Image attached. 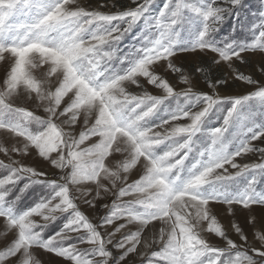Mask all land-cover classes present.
Wrapping results in <instances>:
<instances>
[{"label":"snow or ice","instance_id":"6c2138e0","mask_svg":"<svg viewBox=\"0 0 264 264\" xmlns=\"http://www.w3.org/2000/svg\"><path fill=\"white\" fill-rule=\"evenodd\" d=\"M118 3L0 0V264H264V0Z\"/></svg>","mask_w":264,"mask_h":264},{"label":"rangeland","instance_id":"374dc122","mask_svg":"<svg viewBox=\"0 0 264 264\" xmlns=\"http://www.w3.org/2000/svg\"><path fill=\"white\" fill-rule=\"evenodd\" d=\"M106 0H79V3L82 6H91L93 8L97 7L98 5H103L105 4ZM131 4V0H119V3L117 4V7H119L120 5H124V6H129ZM161 5V0H155V3L153 5V12H155L159 6ZM110 6V5H109ZM255 6H256V0H247V4L246 7H250L253 11L255 10ZM101 10L103 11H108L109 8L108 7H104ZM113 11H115L116 9H112ZM236 22V18L233 17H228V20L225 21V24L222 28V30L217 34L216 38L217 39H221L225 36H228L230 33H232V27L233 24ZM136 31H139V28L134 29V33ZM133 33V34H134ZM131 36L129 37L128 40L125 41V44L122 45V47H124L125 49L127 48L129 42L131 41ZM208 56H211V53L208 54ZM208 56H204L203 54H183L180 53L177 55L176 57V63L179 64H183L185 65V69L187 70V66L189 64H194L196 63L198 60L200 59H207ZM250 61H259L261 59V57L259 55L256 56H252L249 57ZM226 71L225 66L221 65V67L217 70L218 74H224ZM3 75V70L2 68H0V76ZM170 80L173 81L174 84L177 85V89L179 90V88L184 87V85L179 84L178 80H175L173 78V76H169L168 77ZM258 78V77H257ZM194 82L195 78H194ZM196 86L197 87H203V80L200 79L198 82H196ZM242 90H246L244 89L242 86H234L232 89H230V91L232 92H239ZM213 123H215V118H213ZM254 144H256L257 146H264V144H262L261 142H253ZM0 160H3L5 163H7V158L4 157L2 154H0ZM26 163H33L35 166H37L38 168H41L42 170L45 171H51V169L44 163L40 162V161H35L32 160L31 158H29L28 160L25 161ZM237 162L238 163H250V162H259L258 156L256 154L250 153L242 158H237ZM230 171H232L231 169H229ZM136 178V172H133L130 180L131 179H135ZM81 188L83 190H87L86 188H83V186H81ZM91 188L93 189V193L95 190V186L92 185ZM260 189H264V178H261L259 180V183L257 185V190ZM73 191L76 192V186H73ZM77 195H79L78 192H76ZM103 199H100L97 202V207L96 208H90L89 206L85 205L83 203V201H79L80 203V207L81 209L85 212L86 215H88L93 221H95L96 219H98L99 216L104 214V209L102 208V206L104 204H109L111 203L113 196L111 193H107V194H103ZM91 198V197H89ZM127 199V198H126ZM214 211L216 212L218 218L221 220L222 223L227 224L228 220L230 219L228 213L224 210V208H222L219 205L214 206ZM253 213L256 215L257 218H259L261 216L262 213H264V208H261L260 206H253L252 208ZM248 213L246 210H242L240 206H237V212H236V217L235 219L238 220V222L241 225H245V216H247ZM37 221H39V218H36ZM119 223V221L117 222ZM111 230V226H109V229ZM245 230L247 231V227L245 225ZM49 232L52 231V228L50 227V229L48 230ZM103 231V229H102ZM151 235V232H149V236ZM233 238L234 235H233ZM251 240V236L249 237ZM86 247V245L84 246ZM140 251H144L143 248L140 249ZM39 259H41L42 264H66V262L60 258L55 257L53 254H49L46 253L42 250H39L35 253ZM133 259H137V257H133Z\"/></svg>","mask_w":264,"mask_h":264}]
</instances>
